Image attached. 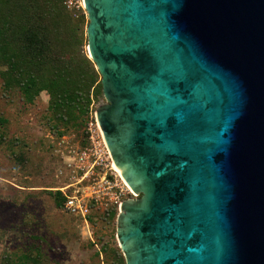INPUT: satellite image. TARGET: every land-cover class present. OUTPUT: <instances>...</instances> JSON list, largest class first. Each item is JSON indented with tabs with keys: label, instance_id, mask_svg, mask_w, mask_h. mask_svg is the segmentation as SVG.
Returning <instances> with one entry per match:
<instances>
[{
	"label": "water",
	"instance_id": "95a60500",
	"mask_svg": "<svg viewBox=\"0 0 264 264\" xmlns=\"http://www.w3.org/2000/svg\"><path fill=\"white\" fill-rule=\"evenodd\" d=\"M84 4L127 264H264V0Z\"/></svg>",
	"mask_w": 264,
	"mask_h": 264
},
{
	"label": "rangeland",
	"instance_id": "374dc122",
	"mask_svg": "<svg viewBox=\"0 0 264 264\" xmlns=\"http://www.w3.org/2000/svg\"><path fill=\"white\" fill-rule=\"evenodd\" d=\"M73 2L66 7L81 29L80 55L92 61L84 0ZM49 99L43 91L28 102L0 79V264H119L120 257L127 264L118 233L119 215L127 210L107 200H87L90 212L84 219L65 202L57 205L61 189L67 195L76 188L87 191L105 173L124 182L113 157L93 155L103 142L109 150L97 127V110L106 104L103 93L91 95L87 112L74 111L66 122L51 114ZM88 170L93 175L83 179ZM142 196L128 193L125 201Z\"/></svg>",
	"mask_w": 264,
	"mask_h": 264
},
{
	"label": "trees",
	"instance_id": "16d2710c",
	"mask_svg": "<svg viewBox=\"0 0 264 264\" xmlns=\"http://www.w3.org/2000/svg\"><path fill=\"white\" fill-rule=\"evenodd\" d=\"M66 0H0V79L34 101L49 96L52 115L66 122L74 111L87 112L91 95L102 93L94 63L80 55L82 35ZM65 197L58 193L57 205ZM119 264H124L120 257Z\"/></svg>",
	"mask_w": 264,
	"mask_h": 264
},
{
	"label": "built area",
	"instance_id": "2783aa9c",
	"mask_svg": "<svg viewBox=\"0 0 264 264\" xmlns=\"http://www.w3.org/2000/svg\"><path fill=\"white\" fill-rule=\"evenodd\" d=\"M73 1L74 0H69V2L67 1L66 4L68 3V6L70 7L74 3ZM97 127L101 135H103L102 130L99 126V123L97 124ZM103 144L104 145H102L101 143L100 145L98 144V146L96 147L95 153L93 155H96L98 151H100V156L101 155L104 156L105 154H108L112 159L111 152L108 149L106 150L107 147L104 142ZM83 158L84 156L81 157V159ZM96 163L97 161L95 162V164ZM98 164L103 165V161L99 162ZM91 175H93V172L88 170L87 172H85L83 179H85L87 176L90 177ZM118 176L120 175L118 174ZM121 180H119V178L117 179L116 177L109 178L107 173H105L100 178V181H97L93 183L92 185H89L87 187V191H81V188H76L75 190H73L72 194L67 195L65 191L61 189V192L63 193V196L66 199L65 208L69 210L70 212H72L73 214L81 215L82 217H84V219H86L85 217L90 212L88 204H87V200H95L97 202L107 200L109 203H113V204H116L118 207H121L128 193L135 195V192L132 190V188L130 189L123 182V180L122 181ZM70 186L66 187V189L71 188ZM73 187H76V186H73Z\"/></svg>",
	"mask_w": 264,
	"mask_h": 264
},
{
	"label": "flooded vegetation",
	"instance_id": "af4514ba",
	"mask_svg": "<svg viewBox=\"0 0 264 264\" xmlns=\"http://www.w3.org/2000/svg\"><path fill=\"white\" fill-rule=\"evenodd\" d=\"M91 1H94V0H89V2ZM95 9L97 10L98 7H95ZM87 40H88V35H87ZM92 57V56H91ZM95 63V62H94ZM96 65V63H95ZM100 84L102 86V93H103V96L106 100V104L102 105L100 107V115H101V118L104 116L106 117V119L109 121L110 125L112 126V130L108 133V136H111V137H117V131H118V128L120 127L121 125V119L119 117H115L113 115V111L115 109V102L117 101L114 96L115 95H110L109 98L106 96V93L104 91V84H103V78H102V75H101V78H100ZM116 154V157L118 159H120L121 161L123 160L122 159V156L115 153Z\"/></svg>",
	"mask_w": 264,
	"mask_h": 264
},
{
	"label": "bare ground",
	"instance_id": "6f19581e",
	"mask_svg": "<svg viewBox=\"0 0 264 264\" xmlns=\"http://www.w3.org/2000/svg\"><path fill=\"white\" fill-rule=\"evenodd\" d=\"M113 168L116 170V171H118V173L119 174H121V172L119 171V169H118V167H117V165L116 164H113ZM121 176H122V174H121ZM123 177V176H122ZM124 179V178H123ZM124 182H125V184L131 189V187H130V185L127 183V181L124 179Z\"/></svg>",
	"mask_w": 264,
	"mask_h": 264
}]
</instances>
